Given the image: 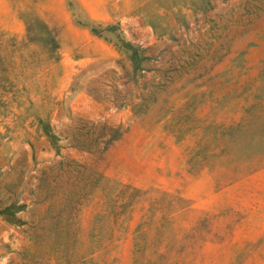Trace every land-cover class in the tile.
Masks as SVG:
<instances>
[{
  "label": "rangeland",
  "instance_id": "1",
  "mask_svg": "<svg viewBox=\"0 0 264 264\" xmlns=\"http://www.w3.org/2000/svg\"><path fill=\"white\" fill-rule=\"evenodd\" d=\"M12 204L0 264H264V0H0Z\"/></svg>",
  "mask_w": 264,
  "mask_h": 264
},
{
  "label": "trees",
  "instance_id": "2",
  "mask_svg": "<svg viewBox=\"0 0 264 264\" xmlns=\"http://www.w3.org/2000/svg\"><path fill=\"white\" fill-rule=\"evenodd\" d=\"M43 135L46 138L47 142L51 145V147L56 151H58L59 149L57 145L58 139L54 134L51 133L47 125L44 126ZM21 209L22 206L16 207L15 205L12 204L10 206L5 207L2 211H0V216L3 218V220L6 223L10 225H19L20 220L16 217V214L20 212Z\"/></svg>",
  "mask_w": 264,
  "mask_h": 264
}]
</instances>
